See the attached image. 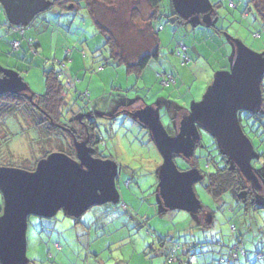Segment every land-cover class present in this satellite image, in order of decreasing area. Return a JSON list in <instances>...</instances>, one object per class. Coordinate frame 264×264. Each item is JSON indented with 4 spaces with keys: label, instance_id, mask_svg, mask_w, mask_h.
<instances>
[{
    "label": "rangeland",
    "instance_id": "1",
    "mask_svg": "<svg viewBox=\"0 0 264 264\" xmlns=\"http://www.w3.org/2000/svg\"><path fill=\"white\" fill-rule=\"evenodd\" d=\"M209 1L216 6L213 26L222 31L203 25L198 14L169 18L175 13L174 4L162 0L163 16L154 22L159 30V55L139 74L128 72L124 63L117 65L108 59L102 48L105 38L82 3L74 11H60L53 5L34 17L25 31L39 43L35 54L26 51L25 44L19 52L12 49L13 35L1 27L5 16L0 14V68L20 70L27 84L24 92L36 95L45 92L43 70L63 69L59 75L64 85L61 121L81 133L85 120L80 116L92 114L103 137L99 152L118 165L117 202L92 205L78 217L62 210L50 218L27 217L29 264H264V134L259 141L244 127L263 154L252 167L262 185L256 191V202L263 208L253 209L244 207L241 193L214 199L204 188L206 174L213 170L204 156L209 152L219 162L220 149L206 130L199 129L201 147L195 148V155L200 157L197 168L202 178L193 188L203 207L191 213L164 206L157 191L162 154L150 129L131 116V112L152 108L167 133L175 136L181 120L201 100L214 75L231 72L237 52L233 39L264 55V13L260 15L247 0ZM91 7L97 20L117 38L128 61L154 47L147 0H115L112 7L91 1ZM181 45L187 47V53ZM177 50L189 60L184 62ZM258 123L252 127L260 132L264 121L257 128ZM8 130L12 155L7 157V166L26 169L29 163L34 165L32 151L16 139L17 126ZM81 137L83 140L84 134ZM18 150L19 158L13 157ZM188 162L192 165L193 159ZM177 163L179 168L185 167L180 159ZM236 244L247 251L245 256H230L228 249L234 251ZM173 245H178L174 252Z\"/></svg>",
    "mask_w": 264,
    "mask_h": 264
},
{
    "label": "water",
    "instance_id": "2",
    "mask_svg": "<svg viewBox=\"0 0 264 264\" xmlns=\"http://www.w3.org/2000/svg\"><path fill=\"white\" fill-rule=\"evenodd\" d=\"M175 13L202 14V23L213 25L209 0H172ZM51 0H0L5 20L13 26L26 27L34 17L49 8ZM237 52L231 72H217L201 100L194 104L179 125L178 134L170 136L152 108L138 110L150 129L163 163L158 171V194L168 209L195 213L202 208L193 185L201 179L195 167L180 169L174 154L190 158L194 145L206 130L220 152L233 162L242 176L258 187V179L249 163L253 146L242 129L238 112H254L262 104L261 81L264 55L257 54L237 40ZM27 84L13 69L0 68V95L24 91ZM76 159L62 152L40 159L33 171L0 166V263L26 264L27 217L54 216L59 210L71 217L82 215L90 206L106 201L117 202L115 187L118 165L109 158L92 156L86 141L75 143Z\"/></svg>",
    "mask_w": 264,
    "mask_h": 264
},
{
    "label": "trees",
    "instance_id": "3",
    "mask_svg": "<svg viewBox=\"0 0 264 264\" xmlns=\"http://www.w3.org/2000/svg\"><path fill=\"white\" fill-rule=\"evenodd\" d=\"M51 1L53 2L51 6L57 5L60 11L77 10L80 8V3H82L83 8L87 9L97 29L105 38V41L102 44V48L106 49V52L108 54V59H111L117 65L121 63L126 64L128 72H135L139 74L142 72V70L145 68V66L148 64L151 58L158 57L160 45H159V39L157 37V32L159 30L155 28L154 22L156 21V19L163 16L160 10L162 7L161 6L162 0H147L151 8V12L147 18L148 27L155 44L153 48L139 55L133 61H128L126 59V57L122 53L117 38L111 33V31H109L103 24H101L100 21L97 20L95 12L91 7V1H98L99 3L105 6L112 7L114 5L115 0H51ZM247 1L248 4L249 3L254 4L256 10L260 12V15L264 13V3H261L260 0H247ZM212 6L214 9L212 15L214 17L216 15L215 14L216 6L215 5ZM229 6L232 7L233 5L229 3ZM174 14L176 15V13L172 12V14L168 15L169 18ZM132 16L137 17L136 13H132ZM168 16L165 15V17ZM211 26L217 31H222V29L220 28H217L213 25ZM25 30L23 32V36H21L19 33L14 31H8L7 33L13 35L12 40L15 39L20 40V46L19 49L16 50V52H19L23 44H25L28 48L26 51L35 54L37 53L38 42H36L33 38L26 36ZM28 39H30V41H28ZM32 50H34V52H32ZM185 51L187 53L186 46H185ZM61 70H56L55 67L43 70L42 76H43L45 92L42 95H36L35 93L24 92V91L15 92V93H3L0 95V166L10 165V164H6L9 163L7 157L12 155V153L9 150V145H10L9 142L11 140V134L8 128L15 126H17L18 128V132L15 133V135H18L16 139L21 141V143L23 142V148H25L28 152L32 151L33 154L32 156H34V162H33L34 165L30 166L29 165L30 163L28 162L29 164L26 166V169L24 170L33 171L36 167L37 162L40 159L47 157L50 153L53 152H62L68 155L69 157L76 159L75 143L82 141L81 139L83 137H81V135H83L84 133H77L76 129L74 128L71 129L61 121L62 104L64 100L62 95L64 85L62 84V81L59 79V75H61L60 74ZM16 71L20 74V70L17 69ZM260 87L263 93L264 84H262V81ZM258 110L261 111L260 112H258L257 110L254 112L239 111L238 118H239V123L242 129L244 130L245 134H246V130L244 127H247L246 128L247 132L250 133L252 137L259 138L260 141L261 136L264 134V130L258 132L256 131L255 128L252 127V125H255L257 122L262 124V122L264 121V103ZM80 119L81 120L84 119L85 121L83 122H85L86 125L87 124L89 125V126L87 125L88 126L87 134L89 136L88 145L93 147L94 143L95 144L99 143L98 142L99 132L97 131V127L92 122L91 124L90 122H88L87 115L80 116ZM243 121L246 122L245 126L242 124ZM259 123L257 124V128L261 126ZM214 143L216 144L215 140ZM252 146H253V150L255 148V150L257 149L258 151V148L255 147L253 143ZM196 147H201V139L195 143L194 153L190 157L193 159L192 165L195 168H197V162L198 159L200 158L199 156L195 155ZM19 152L20 150L14 152L13 157H15L16 155V157L19 158L20 156ZM95 152H96L95 147H93L92 156L103 159L108 158L102 156L100 152H96V153ZM218 155H219L220 163L217 160H214L213 156H211L209 152H207L206 155L204 156L205 160L208 162V165L210 164L213 168L212 171L206 174V179H205L206 181L204 184V188L207 190V192L210 193L214 199L220 198L226 193H230L234 197L239 196V194L241 193L243 194L241 197L242 199L241 201L244 203L245 208H253V209L263 208V205L261 203L256 202L257 198H259V196L257 197L256 195L257 188L255 186H251L247 180L243 179L241 175V171L238 170L237 166L233 162H231L226 155H224L220 151ZM178 156L181 158L180 159L181 163L183 162L188 163V159L183 158L181 155L174 154L173 157L175 158ZM262 156H263L262 151L258 152L257 154L258 158L253 161L254 164L252 165L253 168L255 166V163L259 161L258 159H260ZM199 172L202 178V173L200 170ZM254 174L257 177L255 172ZM200 210H198L197 212H199ZM238 243H241L240 240H238ZM54 246H57V248L59 249L61 248L59 243H56ZM234 246H235L234 251H232V249L231 250L228 249L229 253L231 254L230 255L231 257L236 258L238 256H241V254H244L243 256L247 254V251L245 249L237 248V244ZM176 249H178V245H173L171 251L174 252ZM241 251H243L244 253H241ZM165 252L166 251H164V253ZM30 261L32 260L28 259L26 264H29Z\"/></svg>",
    "mask_w": 264,
    "mask_h": 264
},
{
    "label": "flooded vegetation",
    "instance_id": "4",
    "mask_svg": "<svg viewBox=\"0 0 264 264\" xmlns=\"http://www.w3.org/2000/svg\"><path fill=\"white\" fill-rule=\"evenodd\" d=\"M212 13H213V11L211 12V19L213 20V15H212ZM200 17H201V22H202V14H198ZM140 110V109H139ZM136 112H138V111H136ZM136 112H131L132 113V115L131 116H133L135 119H137L139 122H141L142 123V125L145 127V128H148V126L144 123V122H142V121H140V119H139V117H137V116H134V114L136 113ZM249 115V114H248ZM92 116V114H90V115H87V119H88V122H90V124H91V122L97 127V123L95 122V120L91 117ZM82 124V129H81V133H84V139L81 141V142H83V141H86V144L88 145V143H89V136H88V126L86 125V123L85 122H83V123H81ZM151 137H152V135H150ZM102 136H101V134L99 133V135H98V139H99V143H101L100 142V140L102 141ZM81 142H79V143H81ZM93 143V142H92ZM99 143L98 144H95L94 143V146L93 147H95V151L96 152H99V149H98V147H99ZM89 146V145H88ZM91 147V146H90ZM92 147V148H93ZM95 152V153H96ZM257 154H258V151L256 150V153H255V155H254V157H253V160L251 161V165H254L253 164V161L255 160V159H257L258 157H257ZM183 157V156H182ZM183 158H185V157H183ZM178 159H181L179 156L178 157H175V161L177 162V160ZM186 159V158H185ZM187 159H189V158H187ZM259 160V159H258ZM184 164H185V167H181L180 166V169H182V170H184V169H189V168H191V167H193V165H191V163H185V162H183ZM256 165V164H255ZM256 173V172H255ZM256 175H257V173H256ZM257 177H258V175H257ZM258 179H259V177H258ZM248 181V180H247ZM259 182H258V187H256L258 190L260 189V187H262L261 185H260V179L258 180ZM249 183H250V185L251 186H254L253 184H252V182L251 181H248Z\"/></svg>",
    "mask_w": 264,
    "mask_h": 264
},
{
    "label": "built area",
    "instance_id": "5",
    "mask_svg": "<svg viewBox=\"0 0 264 264\" xmlns=\"http://www.w3.org/2000/svg\"><path fill=\"white\" fill-rule=\"evenodd\" d=\"M0 13H3V9L1 7V5H0ZM1 27L4 29V31H7V32L8 31H14V32L19 33L21 36H23V32L25 30V28H23V27L10 25L6 20L3 22V24H1ZM28 41H30V39H28ZM11 46H12L13 50H15V51L18 50L19 46H20V40H17V39L12 40ZM181 47H182L181 49L186 53L185 46L181 45ZM32 52H34V50H32ZM185 53L181 55L180 50H177V55L181 56V58L183 59L184 62H187L189 60V58L185 55ZM166 82H168V81H166ZM69 84H70V81L66 83V85H69ZM241 253H244V252L241 251Z\"/></svg>",
    "mask_w": 264,
    "mask_h": 264
},
{
    "label": "crops",
    "instance_id": "6",
    "mask_svg": "<svg viewBox=\"0 0 264 264\" xmlns=\"http://www.w3.org/2000/svg\"><path fill=\"white\" fill-rule=\"evenodd\" d=\"M5 33L7 34V31H5ZM27 33V32H26ZM37 45H39V43H37ZM17 57H20V56H17Z\"/></svg>",
    "mask_w": 264,
    "mask_h": 264
}]
</instances>
